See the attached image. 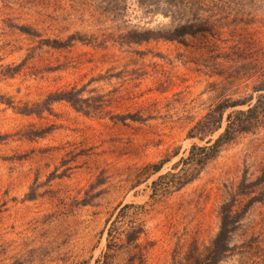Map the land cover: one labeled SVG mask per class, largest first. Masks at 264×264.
Segmentation results:
<instances>
[{
  "label": "rangeland",
  "instance_id": "rangeland-1",
  "mask_svg": "<svg viewBox=\"0 0 264 264\" xmlns=\"http://www.w3.org/2000/svg\"><path fill=\"white\" fill-rule=\"evenodd\" d=\"M224 207L264 264V0H0V264H211Z\"/></svg>",
  "mask_w": 264,
  "mask_h": 264
},
{
  "label": "trees",
  "instance_id": "trees-1",
  "mask_svg": "<svg viewBox=\"0 0 264 264\" xmlns=\"http://www.w3.org/2000/svg\"><path fill=\"white\" fill-rule=\"evenodd\" d=\"M209 30V27L202 26H196L192 22H187L181 25L176 26V28L171 31L170 34H168V30L165 31V29H146L143 32L142 39L149 40V39H156V38H165L169 40H177L181 37L190 34L194 35L199 31L202 30ZM80 91L79 90H69V91H62L54 95H50L48 97L49 101H56V100H67L68 102L72 103V105L76 106L78 108V102L80 101ZM259 108L258 104L255 105L253 108L250 109V112L257 110ZM127 116H123L121 118H126ZM250 120V119H249ZM249 120H246L249 121ZM242 130L249 129L248 125H241L240 127ZM230 131V125L227 126L224 133L221 134V136L215 141V143L209 147L203 146L202 149H208L217 146L219 142H221L226 135H229ZM196 146H194L193 149H195ZM221 226L220 231L218 232L216 238L214 239L212 245L211 254L209 256L211 264H217L221 259L224 257V254L228 251L233 250L237 247V245H231L230 242V234L235 229V227L232 226V223L234 222L233 218L230 215V212L227 210L226 207H224V211L222 213V219H221ZM252 244L250 242H244L242 245H240L241 249L245 250V252L249 249H251Z\"/></svg>",
  "mask_w": 264,
  "mask_h": 264
}]
</instances>
